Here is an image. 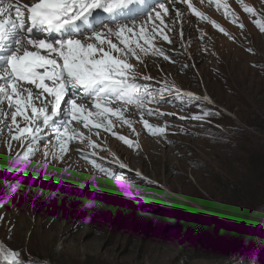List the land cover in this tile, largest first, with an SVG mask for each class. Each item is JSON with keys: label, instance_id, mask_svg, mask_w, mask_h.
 Wrapping results in <instances>:
<instances>
[{"label": "rangeland", "instance_id": "rangeland-1", "mask_svg": "<svg viewBox=\"0 0 264 264\" xmlns=\"http://www.w3.org/2000/svg\"><path fill=\"white\" fill-rule=\"evenodd\" d=\"M161 3L167 12L155 5L135 25L151 24V43L168 58L151 50L137 51L142 62L128 58L140 91L151 93L143 109L114 101L122 116L109 117L111 130L73 120L69 127L89 139L74 138L62 158L55 127L43 129L38 141L12 140L10 118L0 123V241L25 264H264L263 208L248 222L228 215L250 197L236 181L245 164L226 150L241 140L248 150L264 149V137L244 127L264 120V30L255 23L264 20V0ZM136 32L127 35L136 40ZM81 100L96 111L90 99ZM2 107L8 111L7 103ZM205 111L211 114L195 119ZM144 120L165 131L152 134ZM29 143L34 152L24 159ZM93 161L130 181L139 198L123 195Z\"/></svg>", "mask_w": 264, "mask_h": 264}, {"label": "snow or ice", "instance_id": "snow-or-ice-1", "mask_svg": "<svg viewBox=\"0 0 264 264\" xmlns=\"http://www.w3.org/2000/svg\"><path fill=\"white\" fill-rule=\"evenodd\" d=\"M156 3L159 0H152V3L148 0H33L30 4L21 3V0H0V123L4 122L5 117L10 118L15 128L13 133V127H9L10 138L20 140L23 137L28 141H38L43 129L55 127L62 158L74 138L89 139L69 127L73 120L83 122L85 128L91 125L111 130L113 125L109 117L122 116L119 108L111 107L114 101L122 100L124 104H135L143 109L144 97L151 93L147 87L143 92L140 91L134 65L128 62V58L134 57L141 61L138 50L144 54L155 51L161 56H164V51L151 43L153 34L146 33L143 27L134 33L137 39L130 40L126 34L133 33L135 24L129 26L120 23L116 29L106 28L105 25L132 20L141 14L151 17ZM159 7L164 12L168 11L163 3H159ZM189 7L192 8L190 3ZM224 7L227 13L228 5ZM244 9L256 14L253 7L244 5ZM192 11L204 16L195 8ZM155 15L159 17L160 13L156 12ZM177 15H180L178 11ZM255 23L264 30V20L257 19ZM216 26L220 28V25ZM85 32L90 35L83 40L75 38L83 36ZM112 37H116L122 46L114 43ZM140 39H143V45ZM163 39L171 42L167 35H163ZM29 85L38 91L34 92ZM77 92L81 94L80 99L93 101L95 112L87 109L83 103H77ZM70 94L73 98L67 99ZM187 95L194 96L191 93ZM37 100L40 106L35 103ZM5 103L7 112L2 107ZM62 104H67L66 118L57 125L56 118L65 111ZM148 111L151 114V110ZM210 114L205 111L195 119L202 120ZM17 117L26 121L24 127L20 126ZM143 124L154 135L163 133L166 127L150 125L147 120ZM120 139L130 145L133 143L125 137ZM91 146L98 147L94 141H91ZM33 152L34 148L29 143L24 159ZM20 160L18 153L13 165ZM93 163L96 164L95 161ZM120 166L126 167L123 164ZM96 167L116 180L123 195L139 198L130 181L99 164ZM24 170L26 166L21 169ZM8 171H12V166ZM12 190L15 191V187ZM94 203V200L90 201L88 206ZM0 261L5 264H25L19 251L6 247L2 241Z\"/></svg>", "mask_w": 264, "mask_h": 264}, {"label": "trees", "instance_id": "trees-1", "mask_svg": "<svg viewBox=\"0 0 264 264\" xmlns=\"http://www.w3.org/2000/svg\"><path fill=\"white\" fill-rule=\"evenodd\" d=\"M244 127L247 128L248 132L256 130L258 134L264 137V120L254 127L250 128L247 125ZM222 135L227 137L229 141L231 140L225 133H222ZM244 137L248 138L249 135ZM243 142L245 144H243ZM239 143L240 142L235 144L228 143L226 145V150L230 155L236 158V160L245 164L244 172L237 177L236 181L240 183L239 188L245 190L249 194L250 199L240 204L239 207H233L231 213H226H228L231 218L236 219V222L242 223L244 221L248 222L251 215L260 208H263L262 211L264 214V149L259 148L255 151H251L247 149V141L241 140V143ZM244 150L248 151V153L244 152ZM245 237H247V235ZM252 263V261L247 262V264Z\"/></svg>", "mask_w": 264, "mask_h": 264}, {"label": "bare ground", "instance_id": "bare-ground-1", "mask_svg": "<svg viewBox=\"0 0 264 264\" xmlns=\"http://www.w3.org/2000/svg\"><path fill=\"white\" fill-rule=\"evenodd\" d=\"M162 1H164V0H159V3H161ZM31 2H33V0H21V3H27V4H30ZM148 2L149 3H152V0H148ZM159 3H156L155 5H158ZM141 16L143 17V16H145V15H143V14H141V15H139V16H137V17H135V19H133L132 21H135V23L134 24H136L137 22H140L141 21ZM25 18H26V16H25ZM144 19V18H143ZM139 20V21H138ZM124 21H128V20H123V21H118L116 24H113V23H107L106 25H105V27L106 28H113L114 29V27H116L118 24H120L121 22H124ZM129 21H131V20H129ZM137 21V22H136ZM130 23V22H129ZM109 26V27H108ZM130 26V25H129ZM141 27H143L144 28V30H145V32L147 33L148 32V30L150 29H152V26H151V24H149L147 21L146 22H141V23H139V24H137L136 25V27L134 28V30H138V31H140V28ZM98 31L99 30H101V29H97ZM104 30V29H103ZM90 34V33H88V32H85L84 34ZM128 35H131V33H127ZM126 34V35H127ZM84 36V35H83ZM82 36V37H83ZM89 36V35H88ZM79 36H76L75 38H78ZM81 37V38H82ZM112 39H113V37H112ZM130 40H133V38H129ZM83 40V39H82ZM141 44H143V39H141ZM30 87H32L33 88V90H35V91H38L37 89H35V87L34 86H31L30 85ZM182 90V93H184V90L185 89H181ZM71 97H67V99H70ZM84 101H82L81 99H80V101H79V103H83ZM36 103H37V101H36ZM85 103V102H84ZM39 105V104H38ZM94 110V109H93ZM62 118H66V112H64V113H62ZM73 123V122H72ZM46 130H47V128H46ZM76 143V142H75ZM69 145V144H68ZM69 148H71L70 146H69ZM109 148V147H108ZM74 149V148H73ZM71 150V149H70ZM112 150V149H111ZM67 162V161H66ZM61 163V162H60ZM66 164V163H65Z\"/></svg>", "mask_w": 264, "mask_h": 264}, {"label": "water", "instance_id": "water-1", "mask_svg": "<svg viewBox=\"0 0 264 264\" xmlns=\"http://www.w3.org/2000/svg\"><path fill=\"white\" fill-rule=\"evenodd\" d=\"M262 220H264V215L262 216V218H261ZM228 263H230V262H228Z\"/></svg>", "mask_w": 264, "mask_h": 264}, {"label": "clouds", "instance_id": "clouds-1", "mask_svg": "<svg viewBox=\"0 0 264 264\" xmlns=\"http://www.w3.org/2000/svg\"><path fill=\"white\" fill-rule=\"evenodd\" d=\"M184 3V2H183ZM139 175H142V174H139Z\"/></svg>", "mask_w": 264, "mask_h": 264}]
</instances>
